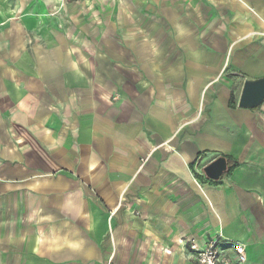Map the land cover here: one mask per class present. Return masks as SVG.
<instances>
[{
  "label": "crops",
  "instance_id": "1",
  "mask_svg": "<svg viewBox=\"0 0 264 264\" xmlns=\"http://www.w3.org/2000/svg\"><path fill=\"white\" fill-rule=\"evenodd\" d=\"M261 78L264 0H0V264H264Z\"/></svg>",
  "mask_w": 264,
  "mask_h": 264
},
{
  "label": "water",
  "instance_id": "2",
  "mask_svg": "<svg viewBox=\"0 0 264 264\" xmlns=\"http://www.w3.org/2000/svg\"><path fill=\"white\" fill-rule=\"evenodd\" d=\"M264 103V78L246 80L243 87L239 106L254 109ZM226 160L220 158L204 169L205 174L212 180H218L226 170Z\"/></svg>",
  "mask_w": 264,
  "mask_h": 264
},
{
  "label": "built area",
  "instance_id": "3",
  "mask_svg": "<svg viewBox=\"0 0 264 264\" xmlns=\"http://www.w3.org/2000/svg\"><path fill=\"white\" fill-rule=\"evenodd\" d=\"M70 1L72 0H62L63 4ZM190 249L195 253V264H232L231 260L222 254L216 241H211L205 248H200L196 243H192ZM234 251L237 256V263H245L247 260L246 247L237 243L234 246Z\"/></svg>",
  "mask_w": 264,
  "mask_h": 264
},
{
  "label": "trees",
  "instance_id": "4",
  "mask_svg": "<svg viewBox=\"0 0 264 264\" xmlns=\"http://www.w3.org/2000/svg\"><path fill=\"white\" fill-rule=\"evenodd\" d=\"M234 166H235V165H234ZM236 166H237V165H236ZM236 166H235V167H236ZM235 167H234V168H235Z\"/></svg>",
  "mask_w": 264,
  "mask_h": 264
}]
</instances>
